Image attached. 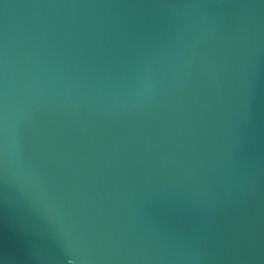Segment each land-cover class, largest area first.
<instances>
[{
    "label": "water",
    "instance_id": "water-1",
    "mask_svg": "<svg viewBox=\"0 0 264 264\" xmlns=\"http://www.w3.org/2000/svg\"><path fill=\"white\" fill-rule=\"evenodd\" d=\"M264 264V0H0V264Z\"/></svg>",
    "mask_w": 264,
    "mask_h": 264
},
{
    "label": "snow or ice",
    "instance_id": "snow-or-ice-1",
    "mask_svg": "<svg viewBox=\"0 0 264 264\" xmlns=\"http://www.w3.org/2000/svg\"><path fill=\"white\" fill-rule=\"evenodd\" d=\"M69 264H75L73 260H69Z\"/></svg>",
    "mask_w": 264,
    "mask_h": 264
}]
</instances>
